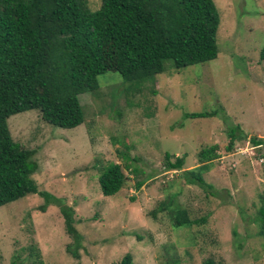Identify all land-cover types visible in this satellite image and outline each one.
Returning a JSON list of instances; mask_svg holds the SVG:
<instances>
[{"label":"rangeland","instance_id":"374dc122","mask_svg":"<svg viewBox=\"0 0 264 264\" xmlns=\"http://www.w3.org/2000/svg\"><path fill=\"white\" fill-rule=\"evenodd\" d=\"M221 17L219 55L205 64L174 69L169 63L155 83L141 91L117 72L99 76V89L80 95L85 121L74 129L46 123L38 110L8 120L13 140L34 150L39 190L75 209L84 236L80 260L67 246L58 206L47 212L39 195L0 207V264H31L30 247L44 264H264L259 212L264 205V0H214ZM96 11L100 0H88ZM219 118L186 119V113L214 112ZM239 125L242 140L229 145L228 126ZM216 149L206 187L187 184L183 171L199 164V153ZM166 153L186 157L182 171L166 168ZM117 163L127 177L115 196L103 195L99 176ZM137 172V173H135ZM144 182L141 190L136 184ZM135 198V199H134ZM175 199L189 218L204 225L174 226L163 201ZM71 207V208H72Z\"/></svg>","mask_w":264,"mask_h":264},{"label":"trees","instance_id":"16d2710c","mask_svg":"<svg viewBox=\"0 0 264 264\" xmlns=\"http://www.w3.org/2000/svg\"><path fill=\"white\" fill-rule=\"evenodd\" d=\"M96 11L88 0H0V207L28 195H39L38 210L58 206L66 233L73 239L67 252L80 260L84 236L77 228L76 212L64 199L39 190L33 175L39 170L34 150L24 149L10 133L14 115L38 110L53 126L74 129L84 123L80 95L99 89V76L119 73L129 84L127 91H141L146 83L166 71L205 64L219 55L221 17L214 0H100ZM264 61V49L260 54ZM186 119L219 117L214 112L186 113ZM229 145L243 138L239 125H227ZM262 146L264 139H253ZM214 145L203 149L199 164L183 171L187 184L206 187L204 178L217 158ZM166 153V168L182 171L186 157ZM137 173V172H135ZM127 177L120 164L112 163L99 176L104 196L118 194ZM144 182L136 184L139 191ZM135 199V198H134ZM72 207V208H71ZM169 212L174 226L204 225L208 218L192 220L175 199L163 201L158 213ZM264 236V205L259 212ZM15 258L14 263H16ZM31 264H44L38 248L30 247ZM119 264H134L127 254ZM204 264H216L209 259Z\"/></svg>","mask_w":264,"mask_h":264}]
</instances>
